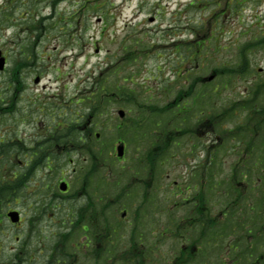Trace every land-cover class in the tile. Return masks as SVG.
I'll return each mask as SVG.
<instances>
[{
    "label": "rangeland",
    "instance_id": "1",
    "mask_svg": "<svg viewBox=\"0 0 264 264\" xmlns=\"http://www.w3.org/2000/svg\"><path fill=\"white\" fill-rule=\"evenodd\" d=\"M208 35L206 46L198 51L197 42L205 41ZM0 47L11 57L25 48L32 54V76L27 82L34 94V105L42 106V102L49 113H36L34 128L18 130L11 138L18 137L29 146L38 127L53 129L55 122L50 113L58 109V103L61 118L67 121L79 117L75 115L76 110L86 120L93 102L94 133H100L99 139L93 135V149L103 147L100 157L111 153L108 161H112L102 165L97 175H90V161L84 159L88 155L84 150L71 147L58 159L51 158L46 162L44 158L38 169L31 170L34 161L28 157L38 150L36 140L25 149L27 158L18 156L0 161L1 175L8 178L14 177L13 174L28 175L21 182L17 196L1 210L4 220L0 227V264H15L13 259L22 250L29 254V264H46L52 252L57 251L70 255L71 261L77 258V264H112L113 256L130 246V231L137 223L134 221L137 209L141 216L137 232L140 230L143 244H146L139 246L152 251L148 264H172L183 243H191L200 237L201 225L184 227L179 230L178 238L175 237L177 223L187 226L184 218L190 216L192 202L177 207L164 192L175 190L174 183L190 177L194 168L200 174L206 167L211 188L209 210L221 223L214 226L207 242L203 239L199 243L203 247L196 261L230 264L229 244L240 246L238 254L249 255L253 249L252 246L249 249L248 244L254 243L255 248V232L249 233L248 229L250 224L254 226L255 222L264 220L261 212L251 211L264 196L261 190L264 175L262 179L256 178L262 174L257 171L264 165L258 162V168L253 166L257 157L260 161L264 156V128L257 134L252 132V124L248 127V115L243 110L237 117L224 115L221 126L204 134L186 132L180 138L179 135L174 137L176 142L167 152L164 166H158L159 172L157 169L155 187L161 197L143 206L144 185L135 182L139 188L134 200L127 199L122 208L117 204L107 212L112 227L117 230L109 240L102 241L107 250L100 260L92 253L96 242L92 239L88 215L91 213L89 200L99 177L107 176L106 185L111 187L115 171L123 169L128 162L132 171L136 156H145L156 145L160 138L158 130L171 128L179 132L186 125L194 127L198 117H202V100L209 115L229 107L244 93L256 98L258 104L264 103V99H260V96L264 97V90L259 92L257 89L264 83V0H0ZM188 55L192 60H188ZM244 57L249 68L243 75L229 71L216 76L213 73L214 68L237 67ZM193 66L196 69L185 75V69ZM36 75L42 76L46 88L34 83ZM196 76H214L211 81L196 85L193 93L199 98L185 99L173 111L162 113L152 109L163 108L173 101L178 91L188 88ZM213 85L217 86L214 93L211 92ZM256 90L257 95L254 94ZM105 94L110 98L103 97ZM112 94L116 98H111ZM128 96L136 99L129 101ZM120 108L126 110L124 118L118 114ZM127 116L129 120H126ZM143 116H146L145 124L139 129L141 120H138ZM41 118L46 122L45 126L42 121L37 122ZM123 122H126L125 126ZM238 125L242 128L237 131ZM206 128H209L208 124ZM3 133L0 129V135ZM73 133L83 136L78 131ZM84 137L85 144L92 138ZM120 138L127 141L126 162L119 161L116 155L115 146ZM251 142L252 150L248 148ZM218 143L223 144L218 147ZM191 149L195 158L189 154ZM100 164L97 161L93 170ZM246 171L251 175L254 172V184L244 181L243 176L249 175ZM137 172H140L139 176L148 177L147 171ZM63 176L70 180L72 194L62 198L54 196L53 192L57 193V183ZM128 176L122 179L125 183L132 181ZM45 182L50 191L41 207V197L39 200L31 195ZM116 184L118 188L122 187L120 181ZM100 188L106 191L104 185ZM107 194L108 197L97 202V210L117 197H113L114 192ZM176 198L184 199L179 193ZM9 208L21 212L20 223L8 221L6 212ZM124 209L127 215L122 217ZM225 210H228L227 214L220 217V212ZM260 210L264 207H259ZM232 264L244 263H237L236 259Z\"/></svg>",
    "mask_w": 264,
    "mask_h": 264
},
{
    "label": "flooded vegetation",
    "instance_id": "2",
    "mask_svg": "<svg viewBox=\"0 0 264 264\" xmlns=\"http://www.w3.org/2000/svg\"><path fill=\"white\" fill-rule=\"evenodd\" d=\"M0 63L3 61L2 67L0 68V129L4 133L0 135V158L3 157L6 160L11 159L13 156L12 153H5L2 148L4 147L5 139L12 137V134H16V131L21 129L34 128V119L35 114L38 112L46 113L49 115L48 110L45 108L44 104L42 106H35L32 92L30 91V84L27 82V79L32 74V61L28 53L27 48L26 52L16 53L12 57L0 47ZM29 85V86H28ZM43 88L45 86L43 85ZM28 89L30 93L28 92ZM40 94H44L41 92ZM60 106V104L58 103ZM56 108L52 113H50L52 122H55V129L52 130L50 134L48 130H44L43 126L38 127V130L32 134L34 137L32 143L37 140L40 141L37 143L38 150L33 151L31 154L32 159H43L44 158H56L58 153L63 148L64 143V131L65 123L61 118V113ZM93 117V115H92ZM44 118V117H43ZM41 118L37 122L44 119ZM93 120V118H92ZM50 125V123H48ZM93 122L91 121L90 127H92ZM89 127V126H88ZM14 147L18 145L23 149L22 152H25V149L29 146H26L22 140L16 137L14 140ZM4 152V153H3ZM12 152V151H11ZM27 156V155H25ZM149 158V156H148ZM149 177L140 178V182L145 184L144 187V197L149 199V195L155 193L156 187H154L155 181L157 180V168L155 166L149 167ZM204 186L200 189L202 192L197 194V201L194 204V208L191 209L192 212L195 210L198 211L202 208V219L205 220V223L209 221V196H208V187L206 179H203ZM182 190V186H176L171 195V200L174 201V205L179 204L178 191ZM62 193V192H61ZM194 216L185 217L184 220H191Z\"/></svg>",
    "mask_w": 264,
    "mask_h": 264
},
{
    "label": "trees",
    "instance_id": "3",
    "mask_svg": "<svg viewBox=\"0 0 264 264\" xmlns=\"http://www.w3.org/2000/svg\"><path fill=\"white\" fill-rule=\"evenodd\" d=\"M242 68L241 71L243 69H245L248 65L247 63V58L244 57L242 60ZM260 88H264V86L260 85ZM259 110H257V115H261L264 114V106L262 108H258ZM253 113H256V110L253 109ZM73 142H75L77 145H79L81 148H85V143L83 142L82 139V135L77 136L75 134H73L72 138ZM68 140V138H67ZM40 165V162H34L33 163V167H37ZM25 177H18L16 179H11L6 177L5 175H0V209L1 208H5V206L8 204V202L13 199L14 197L17 196L18 192L21 190V182L23 180H25ZM212 223V221L210 222ZM25 251L22 250V252H18L15 255V258L13 259V261L15 262V264H29L27 261V258L29 256L28 253H24ZM29 252V251H28ZM132 255H134L132 257ZM239 256H236L237 259V263H239ZM63 259L64 255L60 254V253H54L51 255L49 261L46 264H63ZM130 259V260H129ZM197 253L194 251H182L179 256L177 257L176 261L173 264H197ZM235 257L232 259L231 263L232 264L235 260ZM124 261H127L128 264H132V262H134V264H148L149 262V258L142 257V251H140L139 249L134 250V252L132 251H128L126 252L125 257L123 258ZM129 260V261H128ZM198 264H201V261H198ZM222 264V261L221 263Z\"/></svg>",
    "mask_w": 264,
    "mask_h": 264
},
{
    "label": "water",
    "instance_id": "4",
    "mask_svg": "<svg viewBox=\"0 0 264 264\" xmlns=\"http://www.w3.org/2000/svg\"><path fill=\"white\" fill-rule=\"evenodd\" d=\"M37 81H38V78H37ZM119 113H120L121 116H124V110H120ZM117 149H118L119 156H122L124 154V145L120 144L117 147ZM60 187H61L62 190H66L67 189V184L66 183H61ZM9 216L11 217V220L13 222L19 221V213H18V211L9 212Z\"/></svg>",
    "mask_w": 264,
    "mask_h": 264
},
{
    "label": "bare ground",
    "instance_id": "5",
    "mask_svg": "<svg viewBox=\"0 0 264 264\" xmlns=\"http://www.w3.org/2000/svg\"><path fill=\"white\" fill-rule=\"evenodd\" d=\"M8 147H9V145L7 144V145H5V146L2 148V150L5 151V150L8 149Z\"/></svg>",
    "mask_w": 264,
    "mask_h": 264
}]
</instances>
